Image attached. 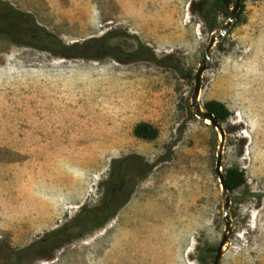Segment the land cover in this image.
<instances>
[{
  "label": "rangeland",
  "instance_id": "rangeland-1",
  "mask_svg": "<svg viewBox=\"0 0 264 264\" xmlns=\"http://www.w3.org/2000/svg\"><path fill=\"white\" fill-rule=\"evenodd\" d=\"M197 1L0 0L26 15L6 16L0 29V264H213L207 251L225 226L214 174L220 140L188 106L211 34L191 9ZM32 21L52 35L50 47L85 43L82 57L32 47ZM139 42L173 67L96 51L130 53ZM209 56L199 102L230 111L221 170L246 180L229 193L222 264H264V0L241 1ZM142 122L155 139L133 135ZM133 156L151 166L142 180ZM112 161V179H132L131 194L103 225L82 231L103 202Z\"/></svg>",
  "mask_w": 264,
  "mask_h": 264
},
{
  "label": "trees",
  "instance_id": "trees-1",
  "mask_svg": "<svg viewBox=\"0 0 264 264\" xmlns=\"http://www.w3.org/2000/svg\"><path fill=\"white\" fill-rule=\"evenodd\" d=\"M252 1H260V0H252ZM232 0H198L196 3L191 5V9L194 13H196L203 24L204 30L208 33H212L218 27V15L220 14H228L231 8ZM4 7V8H3ZM4 10L3 12H1ZM6 16H10L12 18L21 19L26 16L23 13L12 9L10 6L3 4L0 2V29L3 26V20ZM32 27L35 31V35L33 36V40L30 42L32 47L41 50L52 51L56 55H59L63 58H81L82 49L85 46L84 44H80L78 42L72 44H62L59 43L52 47L48 44V39L52 37V35L47 32L44 28L37 26L34 21H32ZM7 28V27H6ZM5 28V29H6ZM112 38V32H107L103 35V37L99 40L104 42L106 45L107 42ZM18 43L23 41L21 36L15 37ZM92 41V40H91ZM96 41V40H94ZM97 52L103 51L104 54L114 58L117 62L120 63H130L136 61H146L155 63L157 65L173 67L171 62H168L170 56H164L163 58H157L154 52L145 46L144 44L138 43V47L130 52V53H120L115 52L112 49V46L109 44L104 48L97 49ZM205 110L212 113L220 123H223L228 120L230 117V111L225 107V105L216 100H210L203 104ZM157 130L152 127L148 123H138L133 128V135L136 138L143 140H153L157 137ZM127 160L135 161L136 163L128 164L131 168V172L134 174L135 180H142L145 177V173L151 169V166L146 164L142 158L133 156L129 157ZM115 161L111 162V170L109 173V180L107 182V188L105 191L104 199L102 204L88 211L84 218L81 220V230L85 231L87 228L91 227H99L103 225L108 219L114 216V209L118 203H124L127 201L131 194V190L133 188L132 179H127L122 174H118L115 179H112V166ZM245 176L242 171L237 168L228 169L225 172V184L226 189L229 193H233L242 187L245 184ZM80 230V232H81ZM59 232L53 233L49 238L44 239L53 241L55 237L60 236ZM72 235L71 237H77L74 233H69ZM208 253H215V249L211 248L207 251ZM206 254V252H203Z\"/></svg>",
  "mask_w": 264,
  "mask_h": 264
},
{
  "label": "water",
  "instance_id": "water-1",
  "mask_svg": "<svg viewBox=\"0 0 264 264\" xmlns=\"http://www.w3.org/2000/svg\"><path fill=\"white\" fill-rule=\"evenodd\" d=\"M242 0H232L231 8L228 14V18L226 20V24L219 30L214 31L210 34L209 42L204 50V59L199 64V67L195 73V81L192 89V93L190 96V100L188 103L189 108L191 109L192 113L194 114L195 118L201 120L206 123L207 126L211 127L213 130L218 132L219 136V145L216 154V161L214 167V174L217 176L219 185L221 188V199L223 201L222 205V218L224 221V232L222 238L215 249L213 264H222V256H223V249L225 245L228 243L229 238L233 232V228L231 225V220L229 218V207L231 204L230 194L226 189L225 184V174L222 173L221 170V160H222V151L223 145L225 142V132L222 127V124L218 121V119L209 111L205 110L203 105L199 102V94L201 90V82H202V74L204 71L210 68V50L215 43L220 42L232 28L234 22L236 21L238 11L240 9Z\"/></svg>",
  "mask_w": 264,
  "mask_h": 264
},
{
  "label": "bare ground",
  "instance_id": "bare-ground-1",
  "mask_svg": "<svg viewBox=\"0 0 264 264\" xmlns=\"http://www.w3.org/2000/svg\"><path fill=\"white\" fill-rule=\"evenodd\" d=\"M206 123L208 122V121H205Z\"/></svg>",
  "mask_w": 264,
  "mask_h": 264
}]
</instances>
